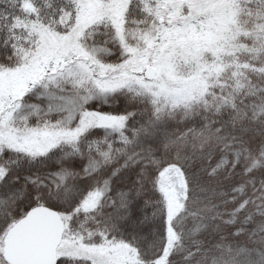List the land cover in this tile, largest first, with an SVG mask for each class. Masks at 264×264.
<instances>
[{
    "label": "snow or ice",
    "instance_id": "1",
    "mask_svg": "<svg viewBox=\"0 0 264 264\" xmlns=\"http://www.w3.org/2000/svg\"><path fill=\"white\" fill-rule=\"evenodd\" d=\"M0 264H264V0H0Z\"/></svg>",
    "mask_w": 264,
    "mask_h": 264
}]
</instances>
